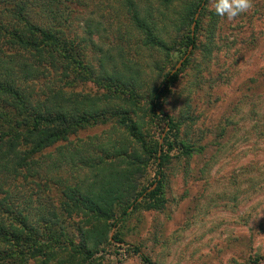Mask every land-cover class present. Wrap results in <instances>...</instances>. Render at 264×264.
<instances>
[{
  "label": "rangeland",
  "instance_id": "obj_1",
  "mask_svg": "<svg viewBox=\"0 0 264 264\" xmlns=\"http://www.w3.org/2000/svg\"><path fill=\"white\" fill-rule=\"evenodd\" d=\"M190 1L166 8L159 0H135L141 18L167 46L176 45L174 40L187 29L181 14ZM87 4L71 3L72 21L65 28L81 65L68 67L62 58L46 63L41 69L46 71L28 78L25 91L32 104L59 100L71 109H84L97 103L99 121L35 154L43 192L35 194L38 186L31 191L25 185L26 203L43 208L51 197L59 208L58 226L63 225L76 244L71 253L87 256L81 252L84 245L95 252L84 257L83 264H146L133 246L153 264H248L264 255V0H253L249 12L231 20L217 16L209 0L198 47L187 53L185 65L190 47L182 43L167 54L147 45L126 0ZM177 69L178 79L162 97L160 109L180 123L182 140L204 147L190 158L171 152L163 177L164 207L147 209L140 198L141 204L124 221L112 226L108 220L104 231V219L95 220L72 204L68 212L61 209L58 181L98 173L79 165L82 156L95 157L105 149L106 154L125 143L114 113L132 116L152 144L164 142V116L150 113L147 100L163 76ZM57 93L71 102L60 100ZM133 149L128 151L131 159L142 153L139 146ZM156 170L151 159L141 176L135 172L132 184L151 188ZM117 233L123 242L112 239ZM60 254L55 257L64 256ZM52 261L49 264H58Z\"/></svg>",
  "mask_w": 264,
  "mask_h": 264
},
{
  "label": "trees",
  "instance_id": "obj_2",
  "mask_svg": "<svg viewBox=\"0 0 264 264\" xmlns=\"http://www.w3.org/2000/svg\"><path fill=\"white\" fill-rule=\"evenodd\" d=\"M75 1L83 6L89 3V0H0V264H30L31 261L34 264H49L53 262L52 259L58 260V264H69L71 260L83 264L84 257L90 258L95 253L88 251L84 245L81 252L87 253V256L76 257V253L72 254L76 244L64 231V226H58L59 208L55 202L47 196L48 203L43 208H34L26 203L29 200L24 193L27 184L31 191L33 185L38 186L33 193L43 192L40 188L43 179L41 165L35 154L60 140L68 139L79 127L99 121L97 103L91 104L92 107L84 106V109H71L59 100L51 101L50 104H32V96L25 91L28 78L46 71L41 70L46 63L53 64L62 58L68 67L76 62V65H81L76 60L71 48L72 40L65 30L72 21L70 6ZM159 1L166 8L180 2ZM126 3L132 12L135 27L141 31L147 45L164 50L167 54L171 48L177 49L182 43L190 47L185 52L186 58L182 63L185 65L190 58L187 53H193L198 47L202 15L207 11L209 0L189 2L181 14L187 29L181 31L179 41L174 40L176 45L169 46L155 28L141 18L135 0H126ZM194 22L195 27L192 29ZM179 71L167 72L147 100L150 113L164 116L167 131L163 136L164 142L155 141L152 144V140H147V132L132 116L114 113L119 117L116 123L126 134L125 143L114 145L106 154L105 149L95 157L82 156L79 165L89 166L88 172L98 173L80 179L72 176L71 180L68 178L70 182L58 181L62 185L61 209L68 212L72 204L95 217V220L104 219V224L100 223L104 231L109 228L106 221L110 220L112 226L124 221L131 210L141 204L140 198L145 200L147 209L164 207L163 177L166 166L173 158L171 152L177 150L178 155L190 158L204 147L182 140L180 123L160 109L161 99L170 93ZM81 79L87 80L88 77L82 76ZM57 96L60 100L71 102L62 93H57ZM137 146L142 153L131 159L128 151ZM62 157L65 155L62 154ZM151 159L157 165V177L151 188L137 189L132 184L135 172H140L141 176ZM79 169L76 167V170ZM119 205L121 207L117 209ZM61 236H67L66 240L62 241ZM112 239L124 241L118 233ZM133 250L139 253L146 264H153L137 246H133ZM56 252L64 256L58 259L55 257ZM261 260H264V255L252 258L248 264H258Z\"/></svg>",
  "mask_w": 264,
  "mask_h": 264
},
{
  "label": "clouds",
  "instance_id": "obj_3",
  "mask_svg": "<svg viewBox=\"0 0 264 264\" xmlns=\"http://www.w3.org/2000/svg\"><path fill=\"white\" fill-rule=\"evenodd\" d=\"M212 4L217 16L231 20L249 12L253 0H212Z\"/></svg>",
  "mask_w": 264,
  "mask_h": 264
},
{
  "label": "water",
  "instance_id": "obj_4",
  "mask_svg": "<svg viewBox=\"0 0 264 264\" xmlns=\"http://www.w3.org/2000/svg\"><path fill=\"white\" fill-rule=\"evenodd\" d=\"M197 16H198V14L196 15V18H197ZM194 27H195V22H194L193 25H192V29H194ZM185 57H186V56H185ZM180 63H182V61H181Z\"/></svg>",
  "mask_w": 264,
  "mask_h": 264
}]
</instances>
